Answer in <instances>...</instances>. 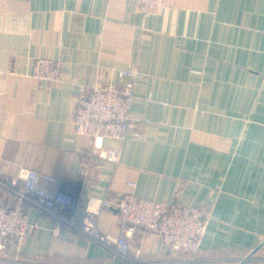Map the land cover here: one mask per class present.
<instances>
[{"label":"crops","instance_id":"obj_1","mask_svg":"<svg viewBox=\"0 0 264 264\" xmlns=\"http://www.w3.org/2000/svg\"><path fill=\"white\" fill-rule=\"evenodd\" d=\"M37 57L58 60L62 80L32 78ZM118 69L140 73L137 127L94 146L74 130L75 102L97 75L118 82ZM21 168L55 176L77 219L97 211L113 235L129 190L208 209L198 252L177 259L264 264V0H163L148 15L133 0H0V169ZM22 207L37 226L0 264H176L155 231L133 230L124 259L49 208Z\"/></svg>","mask_w":264,"mask_h":264},{"label":"built area","instance_id":"obj_2","mask_svg":"<svg viewBox=\"0 0 264 264\" xmlns=\"http://www.w3.org/2000/svg\"><path fill=\"white\" fill-rule=\"evenodd\" d=\"M137 9L144 15L158 12L163 0H133ZM118 82L107 81L97 75L90 85L78 95L73 111L74 130L93 139L98 146L103 138H123L137 124L130 114L133 95L132 80L140 73L135 69H118ZM32 78L39 81L59 82L62 80L61 64L52 58L37 57L33 60ZM128 78L123 81L121 79ZM108 155L117 158L118 152L110 149ZM132 184V183H131ZM8 188L15 192L11 206L0 204V251L10 242L21 244L37 226L29 214L23 211L25 198L49 208L58 220H66L78 227L90 239L130 259L129 236L135 229L155 231L165 243L168 261L185 264L178 258L180 252L195 254L200 248L210 218L208 209L197 205H184L172 202L168 205L145 198L134 191L122 193L116 200L118 235L99 229L97 211L85 208V216L78 220L72 209L73 195L60 185L57 178L31 168H21L16 174L8 175L0 169V189ZM83 198L78 199V201ZM79 203V202H78ZM111 201L102 200V206ZM135 264H160L157 261L135 262Z\"/></svg>","mask_w":264,"mask_h":264},{"label":"trees","instance_id":"obj_3","mask_svg":"<svg viewBox=\"0 0 264 264\" xmlns=\"http://www.w3.org/2000/svg\"><path fill=\"white\" fill-rule=\"evenodd\" d=\"M14 198H15V192L12 189H8V188H1L0 189V204L6 205V206H11ZM25 200L31 201V199H29V198H25L24 202H25ZM24 202H23V204H24ZM57 219H58V217H57ZM65 221L66 220H61L60 222H65Z\"/></svg>","mask_w":264,"mask_h":264}]
</instances>
